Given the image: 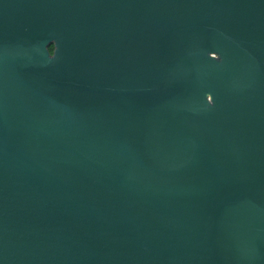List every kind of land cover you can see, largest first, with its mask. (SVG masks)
Wrapping results in <instances>:
<instances>
[{
	"label": "water",
	"instance_id": "water-1",
	"mask_svg": "<svg viewBox=\"0 0 264 264\" xmlns=\"http://www.w3.org/2000/svg\"><path fill=\"white\" fill-rule=\"evenodd\" d=\"M0 264H264V0H0Z\"/></svg>",
	"mask_w": 264,
	"mask_h": 264
},
{
	"label": "trees",
	"instance_id": "trees-1",
	"mask_svg": "<svg viewBox=\"0 0 264 264\" xmlns=\"http://www.w3.org/2000/svg\"><path fill=\"white\" fill-rule=\"evenodd\" d=\"M49 49H50V52L53 53V51H54V46L51 45Z\"/></svg>",
	"mask_w": 264,
	"mask_h": 264
}]
</instances>
